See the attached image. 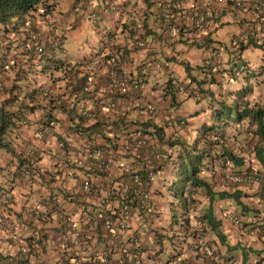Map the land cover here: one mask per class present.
Returning <instances> with one entry per match:
<instances>
[{
    "label": "crops",
    "instance_id": "1",
    "mask_svg": "<svg viewBox=\"0 0 264 264\" xmlns=\"http://www.w3.org/2000/svg\"><path fill=\"white\" fill-rule=\"evenodd\" d=\"M50 1L53 6L47 14V23L38 25L39 38L47 49L52 37L58 34L62 36V45L53 55L65 64L76 65L75 86L71 89L72 85L66 79L64 69L49 68L46 63L44 68L43 60L28 64L23 73L25 78L21 79H16L14 68L10 70L0 66L6 73L3 87L10 88L12 79L15 78V82L19 84V100L32 91L33 98L25 99V103L36 105L35 108L27 107L26 122L18 120L17 125L4 135V140L9 141L18 152L16 155L34 162L36 171H33V175L29 178L17 176L16 155L0 146V264H7L5 257L9 255L23 258L24 264H88V259L94 256L95 250L103 252L106 245L101 229L89 230L83 221L86 217H93L94 213L101 217L106 209L88 199L83 200L79 182L72 179L73 175H89L95 171L75 168L72 164L65 163V155L75 154L73 147L87 137L95 138L98 143H112L123 138L127 130L142 127V123H149V128L154 123L161 124L166 112H170L172 116H186L188 124L183 128L181 137H192L201 129L203 122H209L207 113L216 105L217 99L229 97L228 91L238 86L236 82L228 81L227 60L232 54L239 52L236 45L232 46L235 41L232 39L245 29H255L257 32L253 40L263 44L247 46L242 50L241 56L256 69L264 64V13L260 17H253L244 9L241 15L236 12L218 14L208 22L205 31L198 35L200 37H196L199 41L188 42L167 32L160 17L162 0H122L119 11L109 10L100 1L95 6L98 15L95 22L73 10L75 0ZM192 1L202 5L214 2L185 0L186 4ZM25 30L28 31L22 25H18L14 31L6 30L0 25V44L2 39L4 42L7 38L13 41L12 44H18L14 38H21L19 45L9 54L6 66L13 60L25 63L24 51L31 41ZM137 33L145 39L143 48L129 46V41ZM28 35L32 38L29 31ZM215 41L231 45L229 50L219 46L221 63L214 66L216 82L202 85L213 91V97L205 94L198 101L185 93H174L173 97V93L165 89L170 81L189 82L182 61L189 63V75L203 77L204 73L198 66L212 51V46L219 44ZM116 51H122L121 58L125 59L124 65L131 74L142 79L139 93L141 99L137 100L136 96L129 95L128 103L111 109L101 104L110 97L106 85V67L103 64H93L91 59ZM151 53H156L157 59L162 63L161 69H156L149 63ZM262 73L257 74V78L252 81L254 85L264 83ZM89 76L93 80V90L82 95L76 94L79 82L85 81ZM6 97L7 92L0 89V103ZM80 102L93 110L91 117L77 113L76 108ZM16 103H6V107L15 108ZM59 103H64L67 110H63ZM147 103H155L159 107V113L149 117L145 112ZM49 109H52L51 116L45 121V112ZM77 115L84 119L79 122ZM95 121H99V124L94 125ZM102 127H108L109 133L105 136L100 133ZM166 135L171 137L167 129ZM60 139L67 141L69 146L61 147ZM158 149L161 154L172 151V157L174 156L175 149L164 146L161 141ZM120 159L113 167L112 175L119 173L122 162ZM256 165L264 169V165ZM162 173L158 172L152 180V209L148 214L134 215L130 221L131 228L127 235L141 232L143 239L144 249L138 257L139 264H210L197 248L196 238L187 234L178 241L170 238L173 232L172 219L175 217L172 216L169 200L175 196L174 193L170 196L165 194ZM207 179L211 181L210 187L213 190L231 192L232 196H215L210 203L204 188L199 187L188 197L194 198V201L189 199L185 209H188L189 215L193 210L191 216L193 213L204 212L214 215L220 234L209 226L207 236L221 258V264H228L232 258H237L241 264H263L264 235L260 227L264 221V207L260 201L258 186H225L220 181L221 177ZM10 183L13 198L5 200L3 193ZM231 213L242 218L241 226L230 221ZM151 220L153 222L149 224ZM39 228H44L42 230L45 231L42 232L46 235L41 242L35 244V250H30L25 238L31 234L37 235ZM83 232L86 233L85 236L82 235ZM158 242L160 244L156 246ZM22 245H26L29 252L21 251ZM110 257L109 264H121L119 251L112 252Z\"/></svg>",
    "mask_w": 264,
    "mask_h": 264
},
{
    "label": "trees",
    "instance_id": "2",
    "mask_svg": "<svg viewBox=\"0 0 264 264\" xmlns=\"http://www.w3.org/2000/svg\"><path fill=\"white\" fill-rule=\"evenodd\" d=\"M76 1V0H75ZM74 1V2H75ZM234 0L228 1L229 4L233 3ZM248 0H242L243 3H245ZM122 4V3H121ZM209 5H213L214 3H209ZM53 3L50 0H0V25L6 29L14 31L18 27V25L24 26L26 22H30L33 26L32 31L36 33V35L31 32L32 38L28 35V31L25 30L27 33V37L31 40L27 48H25V54L26 59L25 63L17 62L16 60H13L9 64V66L5 65V62H7V59L9 57V54L11 51H13L17 45H19V39H16L18 44H12L13 41H10L9 38L2 42L0 44V66L2 67H8L10 70L14 68L16 72V79L25 78L23 73L26 70V66L28 64H36V62H40L43 60L42 66L46 68L45 64L50 67H57L61 69H66L68 67L72 68L71 66H68L70 64H65L59 60V58L55 57L53 55L54 51L47 48L45 51H38L37 50V44L40 42L39 38V32L37 31L38 26H35L34 24V18L37 15V10L42 7L45 9V12L48 13L52 10ZM74 6V4H73ZM214 10V9H213ZM228 12H235V10H229ZM227 10L220 7V10H214V15L216 16L218 14L228 13ZM81 14V13H78ZM213 17L208 18V20L205 22L204 27L201 31L203 33L207 27L208 22ZM167 32L168 31V28ZM201 33L195 35L193 38H187L184 36L183 32L180 31L178 34H175L174 36L182 37L188 42H194L199 41L196 39L198 35ZM26 35L23 36V38L26 37ZM242 34L235 37L233 40H235L232 43V46L236 45V50L239 52L236 54H232L229 59L227 60V64L229 65L227 67L228 74V81L231 83L236 82L238 85L235 87V89H231L228 91L227 95L229 97H222L220 99H217L216 105L207 113V117L210 119L209 122H203L201 125V129L196 133L193 134L192 137H179V136H167L166 135V127L164 122L161 124L154 123L151 128L147 127L150 126L149 123H142V129L144 131L149 132L152 136L157 137L159 141L163 142L164 144L172 147L175 152L174 156L172 157V151H169L167 153H162V157H166V159L163 160V163L161 165V171H166V165L170 166L169 174L165 176L164 183L168 184V187L174 190V196L179 200L173 201V207H172V216L174 215V219H172V224L177 222V216L178 215H185L183 213H180L181 210H178L180 207H186V205L189 203L188 198L190 194L193 192L196 188H204L205 192L209 196V201L213 200L215 196L217 197H226V196H232V193H228L224 190L215 191L210 187L211 181L207 179V177H221L225 173H235V172H253V174L259 175L261 172L264 173V169L260 168V165L257 166L254 163H260L261 166L264 165V104L260 102H250L247 98L248 95L252 92V85H254V81L257 78V74H261L264 71V64H261L257 66V69L255 67H252L250 65L247 66L248 62L244 57L241 56V52L244 48H246L249 45L253 46H262L263 43H258L257 41L253 40L255 39L254 36H250L248 39H243L241 37ZM200 37V36H199ZM198 37V38H199ZM246 40V41H244ZM219 43L218 45L215 43V45L212 46L211 52L205 56L203 63L198 66V69L200 71H203L204 75L201 78H198L195 75H189L190 74V65L187 61H182L183 66L187 72V76L189 78V82L183 83L179 81L172 82L170 81L165 89L168 92L173 93H180L178 91V85H184V93H187V96H190L193 98V100L198 101L200 98L204 97L205 94L212 95L213 97V91L209 88H204L202 85L204 83H213L216 82L217 77H215V69L214 66L218 65L221 59V54L219 50V46H223L224 48H227L229 50L231 44H227L226 42H220L215 41ZM117 52V51H116ZM234 52V51H233ZM52 54V55H51ZM48 56V57H47ZM44 58V59H43ZM50 60V62H49ZM8 64V63H7ZM244 64V72L243 70H240V65ZM63 65V66H62ZM4 69V68H3ZM2 68H0V74L2 75V80L4 81L5 78V71ZM157 69V68H156ZM159 69V68H158ZM161 69V68H160ZM257 70V71H256ZM22 74V75H21ZM139 77V76H138ZM140 78V77H139ZM141 84H142V79ZM264 80V78H263ZM18 82H15V78L12 79V84L10 85V88H4L3 83L0 85V89L7 92V97L5 98L4 102L0 103V146L5 147L8 151L12 153V155H16L18 153L14 147L11 146L9 141L4 140L5 133L11 129L12 127L17 125L18 120H22L26 122V110L27 107L35 108L36 105H29L27 102L25 103V99H32L33 98V92H27V94L23 95V98L20 99V92ZM253 93V92H252ZM223 95V94H222ZM231 95V96H230ZM228 98V100H227ZM245 98V101H244ZM17 102L15 108L12 107H6V103H13ZM59 106L62 107L63 110H67V107L64 103H59ZM55 107V105H53ZM50 110L46 111L45 115H47V121L50 118ZM195 114V113H192ZM79 117L78 121L80 119H84L81 116L77 115ZM185 118L186 124L184 127L188 124V118L186 116H181ZM72 118L74 119L75 116L73 115ZM246 122L248 128H253V133H255L258 136V140L254 141L253 145H250L245 152H241L240 146L241 137H235L237 138L235 141H230L229 139L233 137L234 132H230L227 130V128H232L234 130L233 124L239 125L240 122ZM19 122V121H18ZM79 122H77L79 124ZM117 122V121H116ZM99 124V121H95L93 123ZM92 127V126H90ZM183 127V128H184ZM60 137V136H59ZM64 140V139H60ZM59 140V141H60ZM232 142V144H231ZM16 168L15 172L17 176L20 175L21 168L30 167L32 168V172L36 171L33 163L28 158L21 157L19 155H16ZM24 163V164H23ZM25 165V166H24ZM165 165V166H164ZM146 166V165H145ZM160 168V167H159ZM143 173V171H142ZM22 177V176H21ZM10 182H12V178L10 179ZM11 184V183H10ZM226 186V185H225ZM188 188V189H186ZM7 189H9L7 187ZM169 190V189H168ZM171 190V191H172ZM170 191V190H169ZM5 192V191H4ZM4 194V193H3ZM13 196L11 197V199ZM8 198H5V200ZM177 202V203H174ZM237 202L238 199H237ZM107 213L103 214V216ZM199 213H196L198 215ZM20 215V214H19ZM201 218H204L206 220V223L214 228V230L218 233V222L215 219L214 215L209 212L208 214L204 212L203 214H199ZM190 218L183 217L182 216V224L183 226L181 228V236L188 235L190 237H196L197 236V229L194 227H191ZM101 223V222H98ZM44 229V228H42ZM42 229H38V234L34 235L31 234L29 236H26L25 240L28 244V247L30 250L36 249V245L38 242H41L43 238L45 237ZM102 229V228H100ZM185 231V232H184ZM188 231V232H187ZM101 232L104 236V230ZM100 232V233H101ZM178 236V235H173ZM104 239H107L105 237ZM37 243V244H36ZM36 244V245H35ZM28 248V252H29ZM24 262V259L19 257Z\"/></svg>",
    "mask_w": 264,
    "mask_h": 264
},
{
    "label": "built area",
    "instance_id": "3",
    "mask_svg": "<svg viewBox=\"0 0 264 264\" xmlns=\"http://www.w3.org/2000/svg\"><path fill=\"white\" fill-rule=\"evenodd\" d=\"M102 2L109 10L119 11L122 0H76L74 2L73 10L76 13L83 14L87 19L95 22L98 15L95 9L97 2ZM213 5H202L196 2H188L185 0H162L160 17L168 28L169 34L174 36L180 31L183 32L187 38H193L195 35L201 33L205 22L208 18L213 17L214 10L219 11L220 7L227 10H235L238 15H241L246 9L253 17H260L264 13V0H248L245 3L242 0H234L229 4L227 0H214ZM214 9V10H213ZM37 19L35 26L47 23V14L45 9L40 7L37 10ZM33 25L26 22L24 27L31 33L33 32ZM255 29H245L241 34L243 39H248L250 36L256 35ZM34 33V32H33ZM36 35V33H34ZM145 39L137 33L134 38L129 41L131 48H143L145 46ZM62 45V36L60 34L54 36L49 41L48 48L54 52L59 50ZM46 44L38 42L37 50L45 51ZM122 51L109 54L107 57L102 55L93 60V64H103L107 70V90L109 98L105 100L104 104L107 108H116L123 106L129 101V95L136 96L137 100L141 97V80L138 75H132L127 66L124 65L125 59L121 58ZM149 63L155 68H162V63L157 59L156 53H151ZM248 66V64H247ZM245 65H240V70L244 72ZM74 67L64 68L66 71V79L74 88L75 76L77 74ZM2 75L0 74V85L2 84ZM93 80L89 76L83 82H79L76 94L89 93L93 90ZM184 85H178V91L184 93L186 89ZM79 95V94H78ZM77 113L84 117H91L93 110L86 107L82 102L76 108ZM145 112L149 117L159 113V107L155 103H147ZM164 124L171 135L180 136V129L182 130L186 124L185 118L181 116H172L170 112H166L164 116ZM102 136L109 133L108 127L100 129ZM39 134H42L39 131ZM95 138L87 137L80 144L74 148V153L66 154L64 161L67 164H72L75 168L91 169L93 173L73 175L72 179L79 182L80 195L84 199L92 201L94 204L100 205L107 210V213L102 216V224L106 229L107 251H110L123 244L122 232L127 229L128 219L131 215L132 207L144 209L147 205L148 193L145 191L149 179L154 175L153 166L161 157L158 145L160 141L157 137L152 136L149 132L144 131L141 127L133 130H127L123 138L118 139L112 143H98ZM59 145L67 148L69 143L65 140L59 141ZM73 146V144H71ZM122 162L119 165V173L112 175L113 167L116 165L118 159ZM120 159V160H121ZM257 162L254 164L256 165ZM146 165V166H145ZM30 167H23L20 170V175L29 178L33 175ZM143 171V173H142ZM222 182L225 185L237 184H252L256 183L260 190V198L264 205V173L259 175L253 172H235L225 173L222 175ZM3 196L10 199L12 197L11 184H8ZM106 212V211H105ZM98 216L93 214V217H86L84 223L88 227H94V221H91ZM99 218V217H98ZM100 219V218H99ZM233 223L239 225L241 223L238 215H232ZM139 243L138 237H133L131 243L126 249L121 250L123 258L121 264H134L131 258L132 253L129 248L136 246ZM130 246V247H129ZM21 251L26 252V245L20 246ZM202 249L208 260L214 264H218L216 255L207 243H202ZM108 253L104 254L101 251L95 253L96 261L100 264L108 262ZM7 264H24L19 257L8 256L5 258ZM94 262L88 261V264ZM232 264H238L237 260H233Z\"/></svg>",
    "mask_w": 264,
    "mask_h": 264
},
{
    "label": "clouds",
    "instance_id": "4",
    "mask_svg": "<svg viewBox=\"0 0 264 264\" xmlns=\"http://www.w3.org/2000/svg\"><path fill=\"white\" fill-rule=\"evenodd\" d=\"M121 6V5H120ZM37 17V16H36ZM40 41V40H39ZM46 50V49H45ZM113 53H115V52H113ZM109 54H111V53H108L107 54V56L109 55ZM100 56H102V55H99L98 57H100ZM106 56V57H107ZM98 57H93L91 60H92V63H93V60L95 59V58H98ZM72 65V67H74L75 69L74 70H76V65H74V63L73 64H70L69 66H71ZM249 65V64H248ZM75 78H76V76H75ZM74 78V79H75ZM87 78V77H86ZM2 83H3V80H2ZM185 94H187V93H185ZM77 111V110H76ZM82 116V115H81ZM142 128V127H141ZM184 129H180V136H181V132L183 131ZM171 136H173V135H171ZM179 136V137H180ZM61 141V140H60ZM161 153V152H160ZM163 157H162V154H161V157H160V159L158 160V162L153 166V170H154V175L149 179V183L147 184V187L145 188V191L148 193V198H147V205H146V207H144V209H139V208H137V207H135V206H133L132 207V210H131V215H130V217H129V219H128V223H127V229L124 231V232H122V237H123V244L121 245V246H119V247H116V248H114V249H112V250H110V251H107L108 249H107V239H105V245H106V248H104V250H103V252L102 253H104V254H106V253H108L107 254V256H108V262L106 263V264H109V259H111V257H110V254L112 253V252H114V251H119L120 252V256H121V263H122V261H123V258H126V257H124L123 255H122V251L121 250H123V249H126L127 248V246L131 243V241H132V239H133V237H138V239H139V243H138V245H136V246H129L130 248H129V250H130V252L132 253V255H131V258L133 259V261H134V264H139V262H140V260L138 259V257H139V255H141V253H142V251H143V249H144V244H143V239H142V235H141V232H139V233H132L131 235H127V233H128V230L131 228L130 227V221H131V219H132V217L134 216V215H137V216H140L141 214H143L144 215V213H147L148 214V211L149 210H151L152 209V202H151V191H150V189H151V184H152V180L154 179V178H156V176H157V174H158V172H161V165H162V163H163ZM160 167V168H159ZM162 173V172H161ZM222 177V176H221ZM165 178V177H164ZM163 181H164V179H163ZM221 182H222V178H221V180H220ZM168 183V182H167ZM167 183H164V185H165V190H166V192L168 193V189L170 190L169 191V193H168V195L170 196V194H172L173 192L171 191L172 189L171 188H169L168 187V184ZM222 184L223 185H225L223 182H222ZM238 185H257L256 183H252V184H237V185H226V186H238ZM258 186V185H257ZM259 188V187H258ZM188 189V188H187ZM259 192H260V190H259ZM175 193V192H174ZM175 195V194H174ZM193 195V192L190 194V196L189 197H191ZM170 199H172V200H169V205H170V207H171V209H172V204H173V201H175V199H174V197H170ZM190 201L191 202H193L194 201V198H190ZM260 201H261V198H260ZM261 203H262V201H261ZM262 205H263V203H262ZM263 207H264V205H263ZM193 212V210L191 211V213ZM105 213V212H104ZM180 213H183V214H185V215H179V220H177V222L176 223H174V225L172 224L171 226H172V234H171V236H170V238H174V241L175 240H180V238H181V228L183 227L182 225H181V223H182V216L185 218V217H188V218H190V225H191V227H194V228H196L197 229V236L196 237H194V238H196L197 239V241H198V245H197V248H199L200 250H201V252H202V255L204 256V258H205V260H207L210 264H214V263H212V262H210L209 260H208V258L205 256V253H204V251H203V249H202V243H207L209 246H210V248L212 249V252L216 255V257H217V260H218V264H221L222 262H221V258L219 257V255H218V253H217V251H216V249L214 248V246L210 243V241L208 240V236H207V233H208V227H209V225L206 223V220H204L203 218H201L200 216H198V215H196V213L194 214L193 213V215L191 216V213H190V215H189V213H188V209H185V207L180 211ZM232 215H237V214H233V213H231L230 214V221L232 222V220H231V216ZM103 216V215H102ZM102 216L101 217H99V218H94V219H92L91 221H94V223H95V225H94V227H91V228H89L88 227V224H86L87 225V227H88V229L89 230H95V229H97V228H102L101 230L103 231L104 230V237H107L106 236V229L103 227V224H102ZM239 216V215H238ZM240 217V216H239ZM240 221H241V223L239 224V225H237V224H235V225H237V226H241L242 224H243V220H242V218L240 217ZM98 222H101V223H98ZM233 223V222H232ZM183 224V223H182ZM184 225V224H183ZM170 226V227H171ZM181 227V228H180ZM260 231L262 232V234L264 235V221L262 222V224H261V227H260ZM188 232V231H187ZM178 235V236H173V235ZM82 235L83 236H85L86 235V233L85 232H83L82 233ZM166 236H168V235H166ZM159 237H162L161 235L159 236ZM108 238V237H107ZM168 238H169V236H168ZM186 238H188V237H186ZM193 238V237H192ZM176 241V242H177ZM191 241V240H190ZM97 250V249H96ZM96 250H95V252H94V256L92 257V258H90V259H88V260H90L91 262H97L96 261V258H95V253H96ZM27 251H28V248H27ZM26 251V252H27ZM9 256H11V255H9ZM6 257H8V256H6ZM5 257V258H6ZM233 260H237L238 261V264H241L240 263V261L237 259V258H232V259H230V261H229V263L228 264H232V261ZM264 264V263H263Z\"/></svg>",
    "mask_w": 264,
    "mask_h": 264
},
{
    "label": "rangeland",
    "instance_id": "5",
    "mask_svg": "<svg viewBox=\"0 0 264 264\" xmlns=\"http://www.w3.org/2000/svg\"><path fill=\"white\" fill-rule=\"evenodd\" d=\"M9 66V65H8ZM264 74V73H262ZM201 78V77H199ZM259 79V78H258ZM262 79H263V76H262ZM263 81V80H262ZM253 92V93H252ZM252 92L251 94L248 95V100L252 103V102H260L262 104H264V83H261V82H258L257 84L255 85H252ZM244 101H245V98H244ZM77 104V103H76ZM234 127V130H232V128H227L228 131H232L234 132L233 133V137H231L229 140L230 141H237L236 137H241V140L239 139V141L241 142V146H240V151L241 152H245V150H247V148L250 146V145H253L254 141H257L258 140V136L253 133V128H248L246 122H240L239 125H232ZM236 135V137H235ZM164 144V143H163ZM232 144V142H231ZM166 144H164L165 146ZM165 152V150L163 151ZM174 152V151H173ZM175 154V152H174ZM165 166V165H164ZM166 172L162 173V178L164 179V175H168L169 174V169H170V166L169 165H166ZM161 173V172H160ZM172 192L174 193V190H172ZM166 195H168V193L166 192L165 193ZM175 200H179V198L177 199L176 196L174 197ZM174 203H177V202H174ZM184 207H180L178 208V210H182ZM155 218V215L154 217ZM177 220H179V215L177 216ZM152 220L149 222V224H152ZM148 224L146 223V226ZM159 242L156 243V246H159ZM164 249H162L161 252H163Z\"/></svg>",
    "mask_w": 264,
    "mask_h": 264
}]
</instances>
